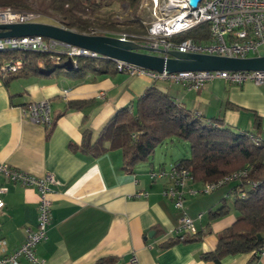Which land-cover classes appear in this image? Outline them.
I'll list each match as a JSON object with an SVG mask.
<instances>
[{
  "label": "crops",
  "instance_id": "obj_1",
  "mask_svg": "<svg viewBox=\"0 0 264 264\" xmlns=\"http://www.w3.org/2000/svg\"><path fill=\"white\" fill-rule=\"evenodd\" d=\"M151 87L168 93L179 108L200 114L207 124L264 141V85L252 82L238 86L216 79L200 91H189L120 72L76 78L64 71L43 76L21 70L0 76V165L56 178L48 238L37 246V257L46 264H134V258L135 264H264V252L229 255L220 263L203 258L237 221L234 183L210 194L188 195L184 210L195 220V240L163 247L180 226L182 213L162 195L171 186L169 178L152 180L150 174L181 160L166 163L155 155L129 172L120 150L99 157L85 151V142L95 144L117 113L135 109ZM42 100L51 105L50 127L34 124L24 114L30 103ZM0 183L8 188L2 196L0 239L11 253L25 242L28 230L37 229L39 198L36 189L11 183L2 173ZM203 185L190 184L194 189ZM139 191L148 197L133 199ZM224 206L228 213L215 217ZM20 264L31 263L21 258Z\"/></svg>",
  "mask_w": 264,
  "mask_h": 264
},
{
  "label": "trees",
  "instance_id": "obj_2",
  "mask_svg": "<svg viewBox=\"0 0 264 264\" xmlns=\"http://www.w3.org/2000/svg\"><path fill=\"white\" fill-rule=\"evenodd\" d=\"M127 5L132 16L137 15L141 0H0V5L18 11H37L48 18L58 19L69 30L82 34L118 32L143 36L147 29L138 18L126 27L122 21L109 16L100 17L99 12L113 5ZM130 15V17H131ZM106 35V34H105ZM192 39L202 43L209 39L206 26L183 34L178 41ZM21 61L22 71L49 76L64 71L76 78L88 72L108 74L117 72L114 61L107 58H79L77 68L67 69V58L56 63L46 53L3 51L0 65L6 61ZM4 77V75H0ZM251 133H235L229 128L207 124L202 116L191 114L177 106L172 97L151 87L139 100L135 109L126 108L104 127L97 142H85V151L99 157L109 151L120 150L125 169L132 172L139 165L148 163L158 147L169 140L179 139L190 145V157L177 165L185 166L196 182H216L232 173L247 170L248 176L235 182V210L238 218L235 225L219 239L216 250L203 256L206 260L220 263L229 255L256 253L264 248V143H251ZM226 207L216 212L215 217L227 214ZM194 235L172 238L163 247L194 241Z\"/></svg>",
  "mask_w": 264,
  "mask_h": 264
},
{
  "label": "built area",
  "instance_id": "obj_3",
  "mask_svg": "<svg viewBox=\"0 0 264 264\" xmlns=\"http://www.w3.org/2000/svg\"><path fill=\"white\" fill-rule=\"evenodd\" d=\"M140 8L150 12L152 21L148 24L143 36L119 34L113 36L122 41H134L155 51L154 55L169 57L168 53L178 51L187 54H203L228 58L248 59L264 57V0H200L193 7L191 0H142ZM47 16L37 11H18L0 5V25L41 23ZM119 21L122 17H114ZM51 19V18H49ZM206 26L209 39L197 43L192 39L178 41L183 34ZM60 27L67 29L65 26ZM103 32L94 31L87 35L98 36ZM103 36H109L103 35ZM112 37V36H110ZM23 51L46 53L53 56L56 63L67 58L77 68L79 58H101L97 53L85 50L54 39L43 37H24L0 40V52ZM160 52V53H156ZM117 72L131 77L146 76L154 82L163 81L182 85L189 91H200L209 82L216 79L225 80L241 86L252 82L257 86L264 85V71L251 72H184L168 74L157 73L122 61H114ZM23 68L21 61H6L0 65V75L16 74ZM66 94H68L66 92ZM25 116L34 124L50 127L52 110L47 100L32 102L24 110ZM197 116L200 114L197 113ZM247 139L254 144L264 143L263 139L248 134ZM0 173L7 181L34 188L38 193L39 218L36 230H28L25 242L11 253L7 244L0 239V264H20L21 258L31 264H46L39 259L36 248L48 238L51 225V186L56 183L53 174L36 177L14 169L7 164L0 165ZM248 176V171H238L210 183H204L201 189L191 188L194 181L192 173L183 165H174L168 170L161 169L150 174L152 180L169 178L171 186L162 195L171 200L175 208L182 213L180 226L172 233V238H184L195 235V220L184 210L186 197L199 194H210ZM8 188L0 183V211L5 207L3 195ZM148 193L139 191L133 199L147 198ZM264 252L262 249L261 254ZM132 262L137 263L134 258Z\"/></svg>",
  "mask_w": 264,
  "mask_h": 264
},
{
  "label": "water",
  "instance_id": "obj_4",
  "mask_svg": "<svg viewBox=\"0 0 264 264\" xmlns=\"http://www.w3.org/2000/svg\"><path fill=\"white\" fill-rule=\"evenodd\" d=\"M199 1L191 0L192 6L196 7ZM24 37L54 39L112 61L126 62L157 73L264 71V57L238 59L178 51L169 52V57H162L152 54L155 51L146 46L116 37L92 36L45 23L0 25V40ZM65 67L71 69L72 61L68 60Z\"/></svg>",
  "mask_w": 264,
  "mask_h": 264
},
{
  "label": "rangeland",
  "instance_id": "obj_5",
  "mask_svg": "<svg viewBox=\"0 0 264 264\" xmlns=\"http://www.w3.org/2000/svg\"><path fill=\"white\" fill-rule=\"evenodd\" d=\"M98 15L103 18H107L109 16L112 17L120 16L122 17V20L120 21H122L125 24L122 25V27H126L127 26L126 24H130L129 21H131L135 17L138 18L140 22H143L141 26H143L145 29H147L148 24L152 21V15L150 14V12L146 10H142L140 7L137 11V15L135 17L132 16L131 13L129 12V8L127 5L120 6L118 4H115L110 8H106L102 10L101 12L98 13ZM42 22L59 27L61 26V22L58 19H51V20L43 19ZM102 32H103L102 35L109 34V36L112 37L121 34L118 32H105V31ZM155 155L166 160L165 161L166 163H170V161L176 162L177 160L188 159L191 155L190 145L189 143L185 141H181L179 139L169 140L167 143L157 148Z\"/></svg>",
  "mask_w": 264,
  "mask_h": 264
}]
</instances>
